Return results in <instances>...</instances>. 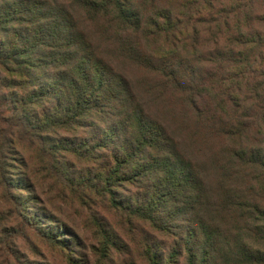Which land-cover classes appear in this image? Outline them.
Wrapping results in <instances>:
<instances>
[{
  "label": "trees",
  "instance_id": "obj_1",
  "mask_svg": "<svg viewBox=\"0 0 264 264\" xmlns=\"http://www.w3.org/2000/svg\"><path fill=\"white\" fill-rule=\"evenodd\" d=\"M164 98L182 107L177 137L150 113ZM14 149L121 264H264V0H0V180ZM12 176L19 232L72 251L57 215L18 211L9 190L33 177Z\"/></svg>",
  "mask_w": 264,
  "mask_h": 264
},
{
  "label": "rangeland",
  "instance_id": "obj_2",
  "mask_svg": "<svg viewBox=\"0 0 264 264\" xmlns=\"http://www.w3.org/2000/svg\"><path fill=\"white\" fill-rule=\"evenodd\" d=\"M127 73L129 77L133 79H151V77L141 74L139 70L134 68L128 69ZM142 98L150 100V96L148 95H144ZM149 106L151 115L157 116L160 120H163L167 125L171 126L176 137L179 133L177 128L181 131L189 130L183 115L182 107L178 101L164 98L163 101H160V105H156L155 102H152ZM180 145L187 153L192 152L193 157L197 160L205 158L206 151L210 150L208 147L196 144L192 141L188 143L189 146L187 144ZM217 145V143H213L211 147L216 148ZM17 152L21 153L22 156L13 154L12 158L9 157L6 160L7 167L4 169V172H2L5 179L0 180V240L2 241L0 251L3 255L2 258L0 257V264H69L67 253L72 256L74 260H81L80 264H121V258L124 254H120L117 250L111 249L112 255L107 257L108 250L102 248V244H98L99 239L95 236L93 230L86 224V210L66 204L64 199H60L59 196L56 195V184L53 185L49 180V173L47 174V170H45L46 163L35 159L29 149L18 150ZM18 157H24L27 160V162H22L24 163L23 167H21V162L17 163L16 159ZM17 172H24L27 178L33 177L29 188L31 192L27 190H9V193L17 203L16 206L18 211L23 214L31 211L37 215L38 208L44 206L53 216L57 215L61 223L68 228V233L72 235L63 236L66 239L73 240V243L70 242L71 248L73 249L70 250L72 251H69V249H57L56 244L52 245L51 243L53 242L41 236V233H39L34 226L24 225L21 232H19L17 229L18 217L12 214L13 210L14 212L16 211L15 206L13 208L5 194V188L8 182L14 181L12 174ZM18 195H27L26 197H37V195L39 197L40 195L39 202L37 201L35 204H29L28 208H26L29 211H24L22 209L23 206H21L22 203L17 201ZM53 198L54 200H52ZM57 198L59 199L56 200ZM99 213H102L107 220L112 221L113 217L111 214L103 212L101 208L99 209ZM72 229L77 234H72L70 232ZM119 234L124 239V243L120 245L121 249H127L133 258L137 257V247L135 246L137 243V236L129 233L128 230H120ZM76 243H78V246L75 245Z\"/></svg>",
  "mask_w": 264,
  "mask_h": 264
}]
</instances>
